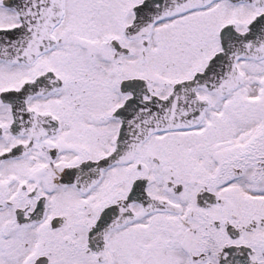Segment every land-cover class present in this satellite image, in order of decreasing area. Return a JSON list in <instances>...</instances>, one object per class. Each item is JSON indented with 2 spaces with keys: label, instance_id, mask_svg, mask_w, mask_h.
Listing matches in <instances>:
<instances>
[{
  "label": "snow or ice",
  "instance_id": "1",
  "mask_svg": "<svg viewBox=\"0 0 264 264\" xmlns=\"http://www.w3.org/2000/svg\"><path fill=\"white\" fill-rule=\"evenodd\" d=\"M0 264H264V0H0Z\"/></svg>",
  "mask_w": 264,
  "mask_h": 264
}]
</instances>
